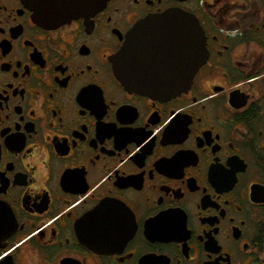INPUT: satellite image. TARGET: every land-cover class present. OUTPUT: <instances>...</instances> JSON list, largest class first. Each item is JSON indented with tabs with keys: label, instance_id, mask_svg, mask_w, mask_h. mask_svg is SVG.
<instances>
[{
	"label": "flooded vegetation",
	"instance_id": "af4514ba",
	"mask_svg": "<svg viewBox=\"0 0 264 264\" xmlns=\"http://www.w3.org/2000/svg\"><path fill=\"white\" fill-rule=\"evenodd\" d=\"M170 9L204 60L178 92L126 88V34ZM34 13L0 0V264H264V0Z\"/></svg>",
	"mask_w": 264,
	"mask_h": 264
},
{
	"label": "water",
	"instance_id": "95a60500",
	"mask_svg": "<svg viewBox=\"0 0 264 264\" xmlns=\"http://www.w3.org/2000/svg\"><path fill=\"white\" fill-rule=\"evenodd\" d=\"M24 1L34 8L36 22L55 25L88 15L105 0ZM193 21L170 9L134 24L113 59L121 83L137 92L163 95L188 86L205 57L202 35Z\"/></svg>",
	"mask_w": 264,
	"mask_h": 264
}]
</instances>
